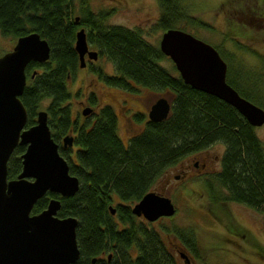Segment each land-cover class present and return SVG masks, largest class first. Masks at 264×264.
<instances>
[{"label":"trees","instance_id":"obj_1","mask_svg":"<svg viewBox=\"0 0 264 264\" xmlns=\"http://www.w3.org/2000/svg\"><path fill=\"white\" fill-rule=\"evenodd\" d=\"M157 3L159 12L154 25L161 31L178 27L180 20L194 27L208 26L191 15L180 0ZM110 10L93 11L84 0L77 6L72 0H0L1 34L15 39L36 31L49 45L47 59L30 60L24 67L25 84L19 98L26 110V126L34 122L36 111L44 108L54 140L66 129L70 114L66 75L76 65L73 42L80 26L86 41L113 63L116 74L104 76L106 82L128 90L130 81L156 90H172L167 115L158 120L145 119L142 128L126 143L115 131L113 111L103 105L95 122L76 135V148L71 154L58 147L69 172L78 179L76 191L68 196L46 191L30 211L38 212L49 197H57L60 205L56 214L77 219L75 239L79 256L69 264H90V258L101 250L111 251L110 258H98L96 264H178L160 232L136 217L130 211V203L151 190L169 166L187 154L221 142L219 168L205 181L212 204L222 209L225 202L232 200L264 212V145L254 131L255 126L233 106L185 83L173 65H162L159 60L165 55L157 44L145 39L139 28L107 23L105 18ZM214 47L226 55V81L241 95L254 100L253 77L264 85V72H252L246 66L242 70L245 73L240 75L242 66L230 63L232 54L220 46ZM44 99L47 101L42 105ZM23 149L24 144H17L9 154L8 178L19 171ZM108 204L114 205L113 213ZM161 230L165 235L173 234L188 252L200 257L191 229L175 225Z\"/></svg>","mask_w":264,"mask_h":264},{"label":"water","instance_id":"obj_2","mask_svg":"<svg viewBox=\"0 0 264 264\" xmlns=\"http://www.w3.org/2000/svg\"><path fill=\"white\" fill-rule=\"evenodd\" d=\"M157 45L185 83L227 102L253 126L264 121V109L226 81V62L212 44L171 26L160 33ZM73 47L82 62L87 42L81 26L75 30ZM89 54L95 55V51L89 50ZM48 55V42L36 31L17 36L12 46L0 53V264H69L79 256L77 219L56 214L59 198L49 197L41 210L30 211L46 191L68 196L78 187L77 177L69 172L50 134L45 109H38L34 122L25 125L26 110L19 98L25 84L24 67L30 60L44 61ZM169 107L165 96L156 97L148 118H164ZM70 138L63 136V144L70 143ZM17 144H24L21 166L14 177L8 178L6 161ZM108 209L114 210L111 204ZM130 211L153 220L171 215L174 205L167 195L151 189L132 203ZM179 255L186 260L183 251Z\"/></svg>","mask_w":264,"mask_h":264},{"label":"rangeland","instance_id":"obj_3","mask_svg":"<svg viewBox=\"0 0 264 264\" xmlns=\"http://www.w3.org/2000/svg\"><path fill=\"white\" fill-rule=\"evenodd\" d=\"M72 1L77 6L80 0ZM84 1L93 11L111 9L105 18L107 23L137 27L146 40L157 44L161 32L154 25L159 12L157 0ZM180 3L191 15L200 18L208 26L194 27L180 20L177 22L178 27L232 54L230 63L242 66L239 69L240 75L245 73L242 70L246 66H250L252 72H264V0H180ZM257 13H260L261 17ZM13 42V37L0 33V53L9 49ZM237 42L248 49L236 46ZM218 52L225 60L226 55L220 49ZM98 60L103 62L104 70H111L109 60L103 56ZM159 62L168 66L173 64L167 56ZM88 78L89 80L81 82L80 91L85 92L88 88H93L97 96L112 104L117 113V132L123 141L142 126L141 122L130 118L129 112L135 109L145 110L143 105L148 107L159 95L169 100L172 98V93L167 89L152 92L141 87L140 90L124 93L117 88L101 85L97 78L95 80L89 75ZM253 80L256 98L252 101L264 109V85L260 80L257 81L255 76ZM71 83L70 80L67 81L66 86L72 94L78 80ZM240 83L246 85L244 80H240ZM257 96H260V99ZM77 98L72 95L68 103L72 114L77 106ZM46 101L47 99H44L42 105ZM254 131L264 145V121L255 126ZM222 150L221 142H213L205 147L204 152L210 157L217 156L212 173L219 168ZM194 154H188L181 160ZM177 170L178 166L168 167L151 187L168 194L175 207L173 215L159 217L149 224L160 232L178 264H264V212L232 200L225 203L223 211L219 206L212 204L205 185L195 177L194 170L187 172L189 177H170L173 172H178ZM210 174L208 173V176ZM166 176L170 177L167 181ZM175 225L192 230L200 257L188 252L189 262H183L177 251L173 250L179 241L173 235H165L161 228H172ZM239 228H243L242 231Z\"/></svg>","mask_w":264,"mask_h":264},{"label":"flooded vegetation","instance_id":"obj_4","mask_svg":"<svg viewBox=\"0 0 264 264\" xmlns=\"http://www.w3.org/2000/svg\"><path fill=\"white\" fill-rule=\"evenodd\" d=\"M257 14L259 15V17H261L260 13H257ZM84 33H85V31H84ZM85 39H86V37H85ZM86 42H87V48L82 54V62H80L79 57H78V53L76 52V54H77L76 65L72 69V71L68 72L67 75H66L67 81L70 80L72 82L71 84H73L76 79L78 80V83L76 84V86L73 87L72 94L69 91L70 92L69 101H70V98H71L72 95L78 97L76 99L77 106L75 108V112L72 114L71 113V108L68 107V110L70 112V114H69V123H68L66 129L62 133L57 135L56 140L53 139L57 143L58 147H61L64 152H66V150H68L70 152V154L76 148L75 137L78 134V132L80 131V129L81 128L87 129L95 122L96 117L99 114V110H100V108L103 105H108L111 108V110L113 111L114 116H115V121H116L115 131H116L117 135L119 136V134L117 132V113L114 110V107L112 106V104L109 103L106 100H102L99 96H97V93H96V91L93 88H88L85 92L84 91H80L79 87L81 85V82L85 81V80L86 81L89 80L88 75L91 78H94V79L97 78L101 82V85L109 86V87H112V88H117L118 90H121V92H124V93H128L129 91L140 90L141 87L148 88L152 92L158 91L156 89L149 88L147 86H144V85H141V84H137V83H134V82H131V81L129 82V84L131 86L130 90H128L127 88H123V87H120L118 85L106 82L104 80V78H103L104 76L111 77V76H114L116 74V72L114 70V67H113V63L111 62V60L109 58H107V56L105 54H103L102 52H99L95 45L89 43L88 41H86ZM236 46L243 47V46H241V44L239 42H237ZM89 50H94L95 51V55L89 54ZM100 56H103L105 59L110 61V64L112 66L110 71L104 70L103 65H102L103 62L98 60ZM170 65H173V64H169V67L171 68ZM164 66H168V65H164ZM79 69H80V71H78ZM175 70H176V68H175ZM90 83L92 84L94 82H90ZM164 89H167L170 92H172L171 89H168V88H164ZM164 89H162V90H164ZM159 96H161V95H159ZM159 96H157V97H159ZM91 99H93V101ZM167 100H169V99L167 98ZM170 101L171 100H169V104H170ZM151 103L149 104L148 107L143 105V107L146 108L145 110L135 109V110L129 112L130 118L132 120L136 121V122H141L142 126H143V121L145 119H149L147 112H148V109H149ZM42 109H44V108H42ZM139 115L141 116L140 120L138 119ZM34 118H35V116H34ZM47 118H48V113L46 111V120H47ZM142 126L140 127V129L142 128ZM139 130H137V131L131 133L130 135H128L126 137L127 139L125 141H123L120 138V136H119V138L121 139L122 142L126 143L128 138L131 135L137 133ZM50 134H51V132H50ZM65 135H68V136L71 137L70 138V143L63 144L62 138ZM204 150H205V148H202V149L196 151V153L195 152L190 153V154H194V153L195 154L193 156H191L190 158H188V159H185L183 161L180 159L179 161H177L174 164H172L171 165L172 168L178 166V170H177L178 172H173L170 177H172L174 179L183 178V177H189L187 172L194 170V173L196 175L195 177L198 178V180L201 181L205 185V181L208 178V173L209 174L212 173L211 171H213V169H214L212 167L214 166V164L216 162L217 156L214 155L213 157H210L207 154V152H204ZM65 160H66V158H65ZM171 166H169V167H171ZM169 178L166 176V181ZM205 187H206V185H205ZM206 190H207V187H206ZM154 191L159 193V194H164V195L168 196V194H166L165 191H157V190H154ZM170 200H171V198H170ZM133 202H135V201H133ZM132 203H130L129 208L132 205ZM225 203H227V202H225ZM111 205L113 206V209H114V205L113 204H111ZM174 210H175V207H174ZM113 212H114V210H113ZM113 212H110V213H113ZM171 215H173V214H171ZM171 215H161V216L156 217L153 220H157L159 217H162V216H171ZM135 216L138 217L139 219H141L142 221H145L146 223H150L151 221H153V220H147L142 214L135 215ZM169 235H173V234L170 233ZM254 246L256 248V245H254ZM173 250L177 251L178 255H179V251H183L186 254V256H185L186 260H184V257H182L180 255H179V257L182 259L183 262H189L190 255H189L188 251L186 250V248H184L183 245L180 244V242H179V244L175 245V248H173ZM110 255H111V251H109V250L108 251L101 250L96 255L92 256V257H94V261L93 262L90 261V264H96V261H97L98 258L99 259L104 258L105 260H107V259L110 258Z\"/></svg>","mask_w":264,"mask_h":264}]
</instances>
